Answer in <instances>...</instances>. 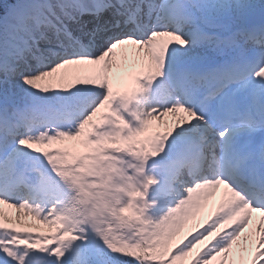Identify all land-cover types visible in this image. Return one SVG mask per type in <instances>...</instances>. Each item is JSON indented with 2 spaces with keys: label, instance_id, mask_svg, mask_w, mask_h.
Instances as JSON below:
<instances>
[{
  "label": "snow or ice",
  "instance_id": "obj_1",
  "mask_svg": "<svg viewBox=\"0 0 264 264\" xmlns=\"http://www.w3.org/2000/svg\"><path fill=\"white\" fill-rule=\"evenodd\" d=\"M217 258L264 264V0H0V264Z\"/></svg>",
  "mask_w": 264,
  "mask_h": 264
},
{
  "label": "bare ground",
  "instance_id": "obj_2",
  "mask_svg": "<svg viewBox=\"0 0 264 264\" xmlns=\"http://www.w3.org/2000/svg\"><path fill=\"white\" fill-rule=\"evenodd\" d=\"M126 47L128 49V58L126 60H122V67L121 68H119V69L113 68L112 69V73L114 75V79H113L114 89L120 90V91L127 89L128 84H129V80H130V76L139 70V65L136 64L134 61L133 46L129 45ZM116 51L119 54L121 50L117 49ZM141 55H142V53H141ZM130 68H131V71H130V74L128 75V77H126V75H124L121 78L119 77V74H121L123 71L129 70ZM69 70H71V69H69ZM173 119H174V117H172L171 115L164 117L163 121L160 122V126L159 127L154 126L152 128V131H156V130H159L161 132L165 131L166 126L164 124V121L171 122ZM156 123L157 122H155V121L153 122L154 125H156ZM206 203H207V206L205 208H203L201 213H203L205 211V209L207 208L208 214L201 215V213H200L199 215H197L196 217H198V223H203L210 216V214L212 213V210L214 209L215 205H214V202L212 200H209V201L207 200ZM20 215H22V221H24L25 220L24 211L21 210ZM13 220H15V218H13ZM188 224H192V220H190L188 222ZM195 227L196 226H193L192 228L187 229L185 226L183 230H185V231L192 230ZM52 231H53V229L49 228L48 226H46L44 224L43 225H40V224L37 225V232L36 233L51 234ZM251 250L252 249L249 247V251L245 253V257H248L250 255Z\"/></svg>",
  "mask_w": 264,
  "mask_h": 264
},
{
  "label": "trees",
  "instance_id": "obj_3",
  "mask_svg": "<svg viewBox=\"0 0 264 264\" xmlns=\"http://www.w3.org/2000/svg\"><path fill=\"white\" fill-rule=\"evenodd\" d=\"M8 2H12V0H8Z\"/></svg>",
  "mask_w": 264,
  "mask_h": 264
},
{
  "label": "rangeland",
  "instance_id": "obj_4",
  "mask_svg": "<svg viewBox=\"0 0 264 264\" xmlns=\"http://www.w3.org/2000/svg\"><path fill=\"white\" fill-rule=\"evenodd\" d=\"M131 70V69H130Z\"/></svg>",
  "mask_w": 264,
  "mask_h": 264
}]
</instances>
